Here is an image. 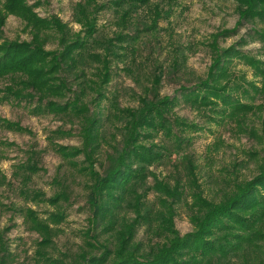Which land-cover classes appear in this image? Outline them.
Returning <instances> with one entry per match:
<instances>
[{
  "label": "trees",
  "instance_id": "obj_1",
  "mask_svg": "<svg viewBox=\"0 0 264 264\" xmlns=\"http://www.w3.org/2000/svg\"><path fill=\"white\" fill-rule=\"evenodd\" d=\"M174 1L79 0L73 6V21L82 26L77 32L58 16L37 14L40 1L0 0V78L10 82L2 100H25L32 113H53L79 123L81 147L58 144L48 136L67 168L87 178V249L81 246L74 260L66 255L74 264H264V149L248 152L253 159L259 157L251 179L207 184L200 179L203 169L193 151L196 138L207 127L175 111L185 101L206 118L205 123L215 124L253 112L256 101L264 97V59L258 56L264 55V0H236L240 24L252 26L226 48L217 42L220 34L216 36L206 77L189 70L191 85L181 84L174 95L161 94L165 73L187 72V54L177 49L168 66L152 62L146 75L152 86H142V94L135 95L137 105L121 106L119 95L109 91L115 63L124 62L132 74L145 71L139 60L142 49L149 48V41L154 43L160 21L173 13ZM102 11L112 14L111 33L98 24ZM10 14L26 22L31 40L5 37L3 27ZM235 32L226 30L222 35ZM49 40L56 41L57 48L47 49ZM253 42L261 44L256 54L244 49ZM235 60L260 80L232 71ZM90 97L96 105L93 110L87 102ZM2 125L30 131L18 122L4 120ZM72 129L61 126L51 133L70 135ZM39 155L37 150L28 151L13 178L28 201L45 202L55 210H47L43 217L28 205L16 209L29 229L41 235L38 262L65 264L51 249L55 226L66 219L62 207L72 187L66 175L54 178L59 189L51 196L30 188L29 181L40 171ZM81 155L84 159L78 160ZM161 166L173 169L161 176L157 172ZM0 183L15 186L3 175ZM182 209L193 226L185 234L175 222ZM14 261L0 231V264Z\"/></svg>",
  "mask_w": 264,
  "mask_h": 264
},
{
  "label": "rangeland",
  "instance_id": "obj_2",
  "mask_svg": "<svg viewBox=\"0 0 264 264\" xmlns=\"http://www.w3.org/2000/svg\"><path fill=\"white\" fill-rule=\"evenodd\" d=\"M41 2V6L35 11L42 17L58 16L64 22H68L74 31H81L82 26L73 21V6L79 0H28L29 3ZM107 2L108 0H98ZM112 14L102 11L98 15V24L107 32L113 28ZM241 18L237 11L236 0H175L173 13L169 19H162L159 23L160 30L152 38L149 48H143L144 56L140 58L145 73L139 74L125 70V63H115L116 73L109 84V91L119 95L121 106L137 105L135 95L142 94V86H152L146 77L152 71L154 60H159L166 66L177 49L187 54V72L185 75L178 73H165L161 83V94L174 95L181 84H192L189 70L195 71L199 76L206 77L211 61V42L217 38L219 46L226 48L235 44L251 28L252 24H240ZM21 16L10 14L3 27L4 35L8 39L31 40L32 33L25 26ZM236 29L230 36H223L226 30ZM219 36V35H218ZM261 44L253 42L244 47L245 50L256 54ZM47 49L57 48V42L49 40ZM151 48V49H150ZM264 59V55H258ZM156 62V63H157ZM117 66V67H116ZM232 71L245 73L249 80H260L254 75L253 70L239 60L232 64ZM7 78H0V176H6L15 186L0 183V231L5 234L11 251L15 256L13 264H41L38 261L36 251L39 249L38 241L41 239L39 232L31 230L24 217L17 211L18 206L28 205L37 210L41 216L47 215L46 211H53L55 207L42 201H28L18 191V182L13 178L17 164L27 160L28 151L37 150L39 155L40 171L32 176L29 186L32 189L43 191L47 196L57 192L59 186L53 182L54 178L67 175L72 191L68 202H63L66 212L64 222L55 226L58 231L54 236L55 248L51 254L56 258L65 260V264L72 263L84 247L85 231L90 226V212L88 207V190L84 183L86 175L75 169L67 168L60 153L50 146L49 137L58 144L65 146L81 147L83 139L79 133L78 122H67L64 117L53 113L35 114L31 112L27 101L2 100L5 85L9 84ZM111 94V93H110ZM89 107L93 110L96 105L92 97L87 99ZM107 101H104L106 104ZM258 104L253 112L242 118H234L231 121H221V124L213 122L205 123V117L185 101H181L175 111L192 121L202 122L207 129L201 131L195 140L193 151L198 163L202 165L203 174L201 181L210 184V180H223L230 178L234 181L251 179L258 170L259 157L251 158L250 151L264 149V97L256 101ZM4 120L18 122L28 128V132H18L3 127ZM63 126L65 129L73 128L70 135L53 136L51 130ZM211 128L209 131L208 128ZM101 158V156L99 157ZM83 160L81 155L77 158ZM235 166L241 168H235ZM173 167H160L157 172L161 176L168 174ZM75 179V180H74ZM153 197V195L151 196ZM181 210L175 217L176 227L182 234L193 229L188 214ZM87 249V248H86ZM96 252V251H94Z\"/></svg>",
  "mask_w": 264,
  "mask_h": 264
}]
</instances>
